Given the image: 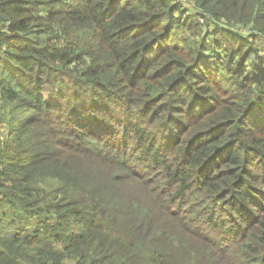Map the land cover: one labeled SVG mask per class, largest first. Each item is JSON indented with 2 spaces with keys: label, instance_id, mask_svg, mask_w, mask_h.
<instances>
[{
  "label": "trees",
  "instance_id": "trees-1",
  "mask_svg": "<svg viewBox=\"0 0 264 264\" xmlns=\"http://www.w3.org/2000/svg\"><path fill=\"white\" fill-rule=\"evenodd\" d=\"M263 37L264 0H0V264H264Z\"/></svg>",
  "mask_w": 264,
  "mask_h": 264
},
{
  "label": "rangeland",
  "instance_id": "rangeland-1",
  "mask_svg": "<svg viewBox=\"0 0 264 264\" xmlns=\"http://www.w3.org/2000/svg\"><path fill=\"white\" fill-rule=\"evenodd\" d=\"M263 39H264V37H263ZM258 41H260V43H261V39H258ZM216 212H217L218 214H220V213H221V211H219V210H217ZM222 214H225V212L223 211V212H222ZM196 246H197V247H199V245H198V244H196Z\"/></svg>",
  "mask_w": 264,
  "mask_h": 264
}]
</instances>
